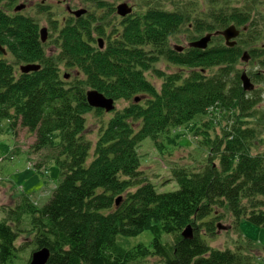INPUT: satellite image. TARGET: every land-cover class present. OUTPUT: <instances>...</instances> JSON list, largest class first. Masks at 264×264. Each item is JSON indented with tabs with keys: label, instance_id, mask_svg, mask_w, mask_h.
I'll use <instances>...</instances> for the list:
<instances>
[{
	"label": "trees",
	"instance_id": "16d2710c",
	"mask_svg": "<svg viewBox=\"0 0 264 264\" xmlns=\"http://www.w3.org/2000/svg\"><path fill=\"white\" fill-rule=\"evenodd\" d=\"M88 1L96 11L85 9L62 25L50 5H37L54 34L56 52L47 55L38 23L16 12V0H0V135L24 129L33 137L30 152L50 150L46 162L59 170L43 206L25 194L0 206V264H29L41 249L49 252L46 264H256L250 242L233 251L206 242L219 231L222 211L237 227L246 220L264 228L262 94L244 91L235 68L244 52L249 59L264 56L262 46L246 51L260 40L256 30L248 36L250 13L217 9L207 21L151 1L145 11L120 17L104 0ZM190 16L197 20L191 40L216 36L205 50L178 53L169 40ZM231 25L243 41L229 48L218 44L217 33ZM159 63L177 72H164ZM26 65L39 68L21 72ZM61 65L74 71L72 79L60 73ZM150 74L159 88L146 79ZM88 92L123 106L109 113L93 108ZM88 115L98 120L95 140L87 138ZM215 126L220 132L211 137ZM181 127L201 138L207 155L197 167L173 169L177 189L159 193L140 170L138 149L150 139L162 156L170 155L181 146L175 134ZM187 228L191 237L183 236ZM144 231L152 236L150 246L118 241ZM261 254L264 264V249Z\"/></svg>",
	"mask_w": 264,
	"mask_h": 264
},
{
	"label": "rangeland",
	"instance_id": "374dc122",
	"mask_svg": "<svg viewBox=\"0 0 264 264\" xmlns=\"http://www.w3.org/2000/svg\"><path fill=\"white\" fill-rule=\"evenodd\" d=\"M104 1L113 6L114 9L120 4L125 3L132 8L134 13L145 11L149 6V2L152 1L154 4L159 3L166 11H179L181 13L190 11L191 14L189 15H192V17L201 15L202 18L207 21H212V18H209V16L212 15V13L215 14L217 9L227 14L233 11L242 13L249 12L254 23V28L248 36H252L254 33L253 31L256 30V33H260V40L250 45L245 44L246 51L250 52V48L252 47L260 49V46L264 44V0H217L216 2L212 0ZM86 2L84 0H16L17 5H24L21 12L33 18L38 23L40 29H47L48 36L46 34V46L44 48L47 55H54L53 52H56V50L55 46L52 44V38L50 37L52 33L47 17L39 12L37 5H50L52 7V19L59 20L60 25H62L63 19L71 16L67 12V8L71 10L86 9L91 12L96 11L95 4H90L88 0H86ZM192 17L190 16L185 27H182L181 33L169 40L170 48L182 46L184 50H186L189 43L195 41L191 40L193 36H197L192 24L197 20H193ZM187 28L189 30H187ZM238 41L241 43L243 40L237 38V42ZM259 53L261 54V51H258L256 54L259 55ZM254 57V59H248L246 62H239L235 68L240 74L245 72L250 78L253 90H256V93L259 92L262 94V96L260 95L262 98L261 107L264 108V64L260 63L264 61V56L262 54ZM157 67L167 73L177 72L174 66H171L173 68H169L167 63L166 65L159 63ZM214 70L216 69L212 71ZM60 73L65 74L66 79H72L74 71L66 69L61 65ZM256 74H258V79L255 81L253 75ZM146 79L152 82L156 88H159V79L152 77L151 74L147 75ZM118 104L117 106L115 103V108H121L123 106L121 105L122 103ZM107 117L108 116L105 115L102 119L106 120ZM87 118V138L95 140L97 136L95 134L96 122H98V120L93 115H88ZM215 128L216 131L214 132L209 130L211 137L220 132V127L215 126ZM260 129L262 132L259 138L262 139V143L259 145V151H263L264 125ZM175 134L180 136L177 140L181 146L174 147L179 143L173 145L172 148L174 147V151H172L170 155L166 153L162 156L160 152L154 148L150 139L144 140L138 149L141 163L140 170L143 172L144 177L155 186L156 191L159 193L171 192L177 189V185L173 180V169L182 167L191 168V166L193 168L194 166L197 167L205 155H207V151L200 148L201 138L194 136L189 127L178 128ZM32 142L33 137L24 129L20 128L16 129L15 136L11 134L0 135V155L4 158V161L0 164L1 207L14 205L23 194L27 195L33 204L43 206L50 198L53 189H55L59 177V170L53 162H46L52 155V152L50 150H42L37 154L31 153L29 147ZM40 164L42 166L39 172L35 170V167ZM221 213L224 214V218L219 222V231H217L214 238H206L207 244L212 248L221 250L230 249L233 251L237 247H242V249H244L250 242L252 249L251 251L248 250V252L257 258L256 264H259V260L262 257L261 253L264 249V228L256 227L246 220H243L237 227L236 224L233 223L229 213H225L224 211ZM3 216L4 214L0 211V221ZM118 241L125 247H133L137 244L150 246L152 236L150 232L144 231L136 237H119ZM19 264L24 263L19 262Z\"/></svg>",
	"mask_w": 264,
	"mask_h": 264
},
{
	"label": "water",
	"instance_id": "95a60500",
	"mask_svg": "<svg viewBox=\"0 0 264 264\" xmlns=\"http://www.w3.org/2000/svg\"><path fill=\"white\" fill-rule=\"evenodd\" d=\"M23 8V6H18L16 7V11H19ZM75 17H79L82 14L85 13L84 10H79V11H75V12H71ZM131 13V8L128 7L126 4H121L117 7V14L119 16H126L128 14ZM40 38L42 40V42H44L46 40V29H41L40 30ZM224 37V39L226 40V44L228 45H232L234 44V42L230 43V40L235 38L238 35V32L236 31V29L231 26L229 28H227L225 31H223L221 33ZM210 41V35L205 36L204 38L200 39L199 41L192 43L191 46L195 47V48H200V49H204L206 48L208 42ZM99 46L100 48H102V41L99 40ZM0 52L2 54H5V50L0 46ZM244 56H246V54H244ZM243 60H246V57L243 58ZM39 67L38 66H32V65H26V66H22L20 68L21 72L24 73H28L30 71H35L37 70ZM241 81H242V87L245 91H248L250 89H252V84L250 83V79L246 76L245 73H243L241 75ZM87 100L88 103L91 107L93 108H97V109H104L105 112H110L113 110L114 106H113V100L111 99H106L105 97H103L102 95L96 93V92H88L87 93ZM138 99H135V102H138ZM118 203V202H117ZM218 229L220 228V225H217ZM184 237H191V230L189 228H187L184 233H183ZM49 257V252L46 249H41L39 251L34 252L31 255V259H30V263L29 264H46L47 260Z\"/></svg>",
	"mask_w": 264,
	"mask_h": 264
},
{
	"label": "flooded vegetation",
	"instance_id": "af4514ba",
	"mask_svg": "<svg viewBox=\"0 0 264 264\" xmlns=\"http://www.w3.org/2000/svg\"><path fill=\"white\" fill-rule=\"evenodd\" d=\"M218 37H219V39H218V44H221V45H224V46H225V41H224L223 37L220 36V35H218ZM237 38H238V37H237ZM237 38H236V40H235V41H236V44L238 43V42H237ZM234 45H235V44H234ZM234 45H233V46H234ZM261 46H262L261 48L264 49V44H262ZM187 49H188V48H187Z\"/></svg>",
	"mask_w": 264,
	"mask_h": 264
}]
</instances>
